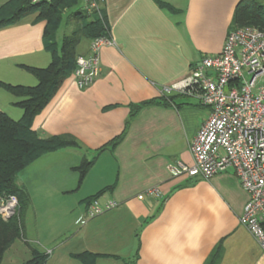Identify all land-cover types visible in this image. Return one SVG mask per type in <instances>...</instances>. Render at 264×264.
I'll return each instance as SVG.
<instances>
[{
	"label": "crops",
	"instance_id": "0c3cea01",
	"mask_svg": "<svg viewBox=\"0 0 264 264\" xmlns=\"http://www.w3.org/2000/svg\"><path fill=\"white\" fill-rule=\"evenodd\" d=\"M240 1L100 3L113 41L100 50V76L82 90L69 76L32 124L39 138L59 137L77 147L44 155L19 174L30 204L24 238L11 246L27 258L16 255V263L28 259V244L48 255L46 264H81L72 256L84 253L98 256L95 264H205L213 254V264H264L239 221L249 197L233 170L208 179L172 177L166 170L192 164L189 145L209 110L191 97L162 91L187 79L203 57L221 52ZM255 1L264 6V0ZM35 18L0 28L1 83L34 87L38 81L25 68L50 65L44 23ZM67 22L70 36L77 28ZM55 39L61 42L57 34ZM89 43L81 41L77 57L87 56ZM22 100L0 89V113L18 122ZM149 100L156 102L129 120L130 106ZM122 133L117 146L96 154ZM92 159L78 186L75 168ZM110 187L98 200L115 207L90 218L85 200ZM153 187L160 199L147 195ZM4 260L0 264H13Z\"/></svg>",
	"mask_w": 264,
	"mask_h": 264
},
{
	"label": "built area",
	"instance_id": "2783aa9c",
	"mask_svg": "<svg viewBox=\"0 0 264 264\" xmlns=\"http://www.w3.org/2000/svg\"><path fill=\"white\" fill-rule=\"evenodd\" d=\"M87 14H99L100 3L84 0ZM113 45L108 35L91 40L88 54L78 57L70 77L80 90L91 85L101 74L99 53ZM164 96L179 94L195 99L209 110L189 145L192 164H169L172 177L208 179L233 170L249 199L244 206L240 224L255 239L264 254V30L243 27L229 31L222 50L205 56L190 76L171 87ZM147 195L161 198L157 187ZM115 207L95 200L89 205L90 218ZM0 208L8 215L13 206Z\"/></svg>",
	"mask_w": 264,
	"mask_h": 264
},
{
	"label": "trees",
	"instance_id": "16d2710c",
	"mask_svg": "<svg viewBox=\"0 0 264 264\" xmlns=\"http://www.w3.org/2000/svg\"><path fill=\"white\" fill-rule=\"evenodd\" d=\"M95 1L101 3L103 0ZM78 4L79 0H9L0 6V28L13 25L28 15L36 14L35 22L44 23L42 32L44 49L51 55V63L47 68H25L37 79L36 86H11L0 82V89L23 99L16 104L23 111L22 118L18 122L0 113V198L4 199L5 207L13 206L10 215L0 208V263L11 246L24 238V216L30 201L26 189L17 183L19 174L44 155L65 148L77 147L75 142L59 137L39 138L32 130V124L74 70L75 61L78 58L77 49L81 41L83 39L91 41L109 35L104 11L99 9V14L97 12L87 14L81 10L71 12ZM158 5L170 13L175 12L168 5L161 3ZM66 13L78 21L80 26L70 36L63 37L61 42L57 43L56 34L61 26L63 15ZM243 27L264 30V6L255 0L240 1L235 8L230 31ZM155 102V100H149L131 105L129 120L142 108L153 105ZM122 136L123 133L96 150V154L106 148L112 149L117 146ZM93 163L94 159L83 160L75 168L78 172V186ZM111 188L97 192L87 198L85 203L87 206L91 205ZM25 246L29 258L22 264H46L47 254L29 247L28 244ZM97 257L87 253L72 256L81 264H95ZM215 258L216 255L213 254L205 264H213ZM124 263L129 264L127 261Z\"/></svg>",
	"mask_w": 264,
	"mask_h": 264
},
{
	"label": "rangeland",
	"instance_id": "374dc122",
	"mask_svg": "<svg viewBox=\"0 0 264 264\" xmlns=\"http://www.w3.org/2000/svg\"><path fill=\"white\" fill-rule=\"evenodd\" d=\"M82 3L83 1L82 0H79V4L78 6L71 10V12H74V11H77V10H80L81 9V6H82ZM70 13V12H69ZM69 13H66L65 15H63V20H62V23H61V26L60 28L58 29L57 31V39H58V42H60L63 37H65L67 34H69L71 31H69L67 28H68V25H70L67 21H71L73 23V25L75 26V28H79L80 24L78 21L74 20L73 18H71L69 16ZM82 41H85V40H82ZM83 43V42H82ZM196 101V100H195ZM203 107V106H202ZM39 212V211H38ZM27 215V211L25 213V216L24 218L26 217ZM24 226H25V221H24ZM23 252H21L20 254H16V252L13 250V248H11L9 251L6 252L5 254V259L4 262L5 263H8V262H13V264H20V263H16L17 261V258L19 260V256H16V255H22ZM28 255V254H26ZM27 257H25V255H22L21 256V259H25ZM29 258V257H28Z\"/></svg>",
	"mask_w": 264,
	"mask_h": 264
}]
</instances>
